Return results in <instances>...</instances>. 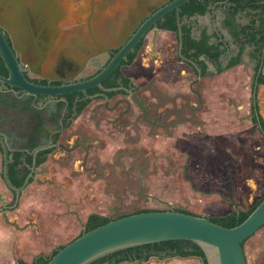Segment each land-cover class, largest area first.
Masks as SVG:
<instances>
[{
	"label": "flooded vegetation",
	"instance_id": "flooded-vegetation-1",
	"mask_svg": "<svg viewBox=\"0 0 264 264\" xmlns=\"http://www.w3.org/2000/svg\"><path fill=\"white\" fill-rule=\"evenodd\" d=\"M27 1L26 14L32 20L33 34L22 50L32 60L38 48L44 52L52 48L46 65L49 69L40 71V75L29 72L31 83L51 88L89 82L106 69L123 49L128 47L129 52L101 82V88L96 86L87 89L86 93L24 99V92L15 91L17 98L13 97V91L0 92V131L7 132L11 138L8 176L14 188L5 181V157L0 144V215L2 222L7 224L5 231L8 235V240L0 244L3 256L11 261L18 259V255L10 253L14 235L32 226L30 222H15L11 215L19 211L28 188L58 152L63 162L71 164V170L77 172L76 175L91 174L97 179L103 174L101 166L127 162L126 150H130L129 147L143 148L148 153H153L152 148L162 151L160 139L166 133L170 135L166 139H172V135L180 138L174 142L178 151L181 141L186 144L196 138L201 148L214 143L219 150L212 159L220 163V159L229 158L233 169L232 177L226 184L231 187L230 196L219 190L208 193L232 210L207 218L219 222L231 217L239 218L240 214L251 212L261 203L264 196L246 211L236 203L237 179L243 172L238 169L237 151L227 139L234 136L239 144L246 145L249 140L244 135L251 134L250 140L254 141L258 135L264 140L260 96L264 89V84L260 83L264 80V49L259 72L256 68L260 58L255 55L258 45L264 46V0H188L178 10H172L154 22H151L154 16L177 0ZM0 18H4L1 10ZM232 20L234 26H229L228 22ZM53 21L60 24L54 28ZM144 28H147L146 31H143ZM11 31L13 35L17 34L14 28ZM188 36L198 44L208 37L209 54H199L201 47L189 45ZM6 37L13 46L9 32ZM17 46L20 47V44L17 43ZM229 71L239 72L238 88L235 96H229L223 102L226 88H215L212 83L220 81ZM1 76H8L7 71ZM210 91L212 95L207 96ZM51 102H56L55 108H52ZM242 129L243 138L238 135ZM101 130L113 137L107 135L109 141L105 140ZM142 131L153 135L154 142L143 143L139 139ZM119 134H125L129 139L119 149L105 152L111 146L110 141L116 142L115 135ZM253 146L255 151L259 149L258 144ZM187 148L188 145L185 150ZM201 148L196 147L199 155L204 151L199 150ZM233 150L235 154L231 153ZM239 154L247 155L243 149ZM190 155V152L180 155L184 157L180 168L176 163L168 169L183 180L189 179ZM258 158L264 160V155L253 153L251 166L264 173V164H258ZM179 159L178 155L174 157L176 161ZM35 160L33 178L26 183ZM199 169L195 168V171L199 173ZM136 174L140 193L147 195L152 192L153 189H146L147 177L140 167ZM249 180L251 178L245 181ZM45 184L56 186L48 179ZM221 184L224 185V182ZM86 199L90 200L92 208H102L96 206L97 199ZM79 202L76 201L74 207L81 205L88 212L83 219V231L90 223L95 227L112 221L91 211L84 200ZM119 208L121 206H117ZM149 211L154 210L144 209L137 213ZM170 211L195 214L185 209L173 208ZM65 218L62 216L59 219ZM37 256L32 257V261ZM175 258H195L203 264L199 257H152L150 260L169 261ZM150 260L123 264H148ZM20 261L24 260L18 259L15 264ZM0 264L5 263L0 261Z\"/></svg>",
	"mask_w": 264,
	"mask_h": 264
},
{
	"label": "rangeland",
	"instance_id": "rangeland-1",
	"mask_svg": "<svg viewBox=\"0 0 264 264\" xmlns=\"http://www.w3.org/2000/svg\"><path fill=\"white\" fill-rule=\"evenodd\" d=\"M263 92L264 89L260 96L264 115ZM212 93L210 91L207 96L212 95ZM223 95H225L222 96L224 98L223 102H225L229 96H226V93ZM213 96H218V94ZM101 132H104L105 140L108 139L109 141L106 136L111 134H108L105 130H101ZM124 135H115L117 141H110L111 146L105 152L110 153L114 149H119L121 144L129 139ZM167 135L169 134L163 133L164 138L160 139L163 145L162 151L152 148L153 153H148L143 148H134V150L133 147H129L131 149L126 150L128 151L125 158L127 162L101 166L103 174L97 179L93 178L91 174L76 175L77 172L71 170V164L63 162L58 152L57 157L49 161L40 170L37 181L28 188L27 194L21 201L19 211L11 215L15 222L19 221V224L30 222L32 227L14 235L10 253L18 255V259L30 263L32 257L40 254L48 256L59 247L65 246L77 238L83 231V219L88 212L81 205L75 208L76 201L82 202L84 200L91 211L94 210V212L112 219L144 209H185L204 217H217L232 210L229 205L224 206L216 196H209L208 194L219 190L220 193L230 196L231 187L226 185L233 172L229 164L230 159L222 158L220 163L213 160L212 156L219 150L218 147L209 142L210 144L207 147L203 146L204 148H201L202 145L200 142H196V138L192 139L193 142L190 141L186 144L181 141L177 151L174 142H177L180 138L172 135V139H166ZM250 135H244V138L248 136L246 140H249L246 145L239 144L240 142L233 136L227 139L228 143L232 144L237 151L238 169L243 172L241 178L237 179L238 187L235 196L236 203L243 211L249 210L264 196L263 170H256L254 166H251L253 153L259 152L260 155H264V140L259 135L254 141L250 140ZM154 138L146 131H142L139 137L146 145L149 144L147 141L152 140L154 142ZM255 144H258L259 149L257 151L253 146ZM187 145L188 148L185 150ZM196 147H200L199 150H204L202 155L198 154ZM242 149L249 156L240 155ZM181 150H185V152ZM188 152L191 154L190 171L187 176L189 179L183 180L180 175H175L168 168L174 167L176 163L179 168L183 166L184 157L182 158L180 155L184 156V153L188 154ZM231 153L235 154V151L233 150ZM176 155L180 158L178 161L174 160ZM257 163L264 164V160L258 158ZM139 167L147 177L145 181L146 189H153L147 195L141 194L139 191V182L136 180ZM195 168H200L199 173L195 171ZM246 178H251V180L245 181ZM47 179L56 186L45 184ZM221 182H224L225 186ZM86 198L97 199L96 206L102 208H92L90 200ZM117 206H121V208L117 209ZM64 210H67V212L63 213ZM62 216L67 218L60 221L59 218ZM2 221L0 215V233L5 237V239L0 240V244L4 240H8L5 231L7 224ZM244 250L247 264H264V228L246 242ZM2 252L4 250L0 245L1 262L5 264H15L17 262V258L13 261L8 260ZM148 264L202 263L199 259L181 260L175 258L169 261L152 259Z\"/></svg>",
	"mask_w": 264,
	"mask_h": 264
},
{
	"label": "water",
	"instance_id": "water-1",
	"mask_svg": "<svg viewBox=\"0 0 264 264\" xmlns=\"http://www.w3.org/2000/svg\"><path fill=\"white\" fill-rule=\"evenodd\" d=\"M187 1L177 0L154 16L151 22L172 10H178ZM26 3H28L27 0H0V10L4 17L3 20L0 18V58L8 73L6 77L0 75V92L13 91L15 98H17L15 91L24 92L26 93L24 99L52 98L73 92L86 93L87 89L96 86L101 88V82L129 52L128 47L123 49L106 69L89 82L51 88L37 86L30 82L31 75L28 76V74L30 72L40 75V71L47 69L46 65L51 58L52 48L47 52L38 48L39 50L32 55V60L29 59V54L22 50L23 45L28 43V37L33 34L32 20L26 14ZM59 24V21L52 22L54 28ZM12 28L17 31V34L13 35ZM146 29L144 28L143 31ZM7 32L11 35L13 46L8 42ZM50 104L52 108H55L56 102ZM10 141V135L0 131V144L5 157V181L14 189L8 176ZM33 167L26 183L33 178L36 160ZM263 227L264 198L243 223L233 228L223 227L207 217L195 214L170 210L135 212L113 218L112 221L83 233L59 250L48 264H90L116 251L169 241L192 242L203 252L207 264H247L244 244Z\"/></svg>",
	"mask_w": 264,
	"mask_h": 264
},
{
	"label": "trees",
	"instance_id": "trees-1",
	"mask_svg": "<svg viewBox=\"0 0 264 264\" xmlns=\"http://www.w3.org/2000/svg\"><path fill=\"white\" fill-rule=\"evenodd\" d=\"M201 13H204V10H201ZM228 25L234 26V21L233 20L229 21ZM208 39H209L208 37H204L202 42L198 44L196 40H193L190 36H188L187 42L189 45H199L201 47V49L199 50L200 51L199 54H203V53L209 54L207 49ZM263 49L264 46L262 44L258 45V51L255 54L260 58L259 65L256 68L257 72L260 71L262 65ZM4 73H6V70L0 58V75H3ZM260 83L264 84V80H261ZM262 126L264 129L263 121H262ZM41 163L42 161L39 162V164ZM252 211L249 213L240 214L239 218L236 217L228 218L224 222H219L214 220L213 221L217 224L222 225L223 227L233 228L238 224L243 223L247 219V217L252 213ZM95 227H99V226H95ZM93 228L94 227L90 223L87 226V228L82 232V234L85 232H90ZM63 248L64 246L59 247L57 250L53 251L48 256L44 254H40L31 263L20 261L19 264H48L50 260L59 252V250ZM152 257H156L159 259H164L168 257H182V258L199 257L203 260V264H207L203 252L195 244L189 241H169V242H162V243L127 248L124 250L116 251L108 255H105L99 259H96L90 264H123V263H135V262H144V261L147 262Z\"/></svg>",
	"mask_w": 264,
	"mask_h": 264
},
{
	"label": "crops",
	"instance_id": "crops-1",
	"mask_svg": "<svg viewBox=\"0 0 264 264\" xmlns=\"http://www.w3.org/2000/svg\"><path fill=\"white\" fill-rule=\"evenodd\" d=\"M232 71H229L226 74H224L222 76V78L220 79V81H215V83H213V87H215V88H220V87L224 88L225 87L226 88V90H225L226 96H235V94L237 93L236 90L238 88L237 83L239 81V76H238L239 72H236V71L232 72ZM262 94L264 95V92ZM263 118H264V115H263ZM225 131H226V129H225ZM240 132L241 133H238V135H239V137L243 138V134H242L243 129ZM235 137H236V135H235ZM193 259H195V258H193ZM181 260H184V259H181Z\"/></svg>",
	"mask_w": 264,
	"mask_h": 264
},
{
	"label": "clouds",
	"instance_id": "clouds-1",
	"mask_svg": "<svg viewBox=\"0 0 264 264\" xmlns=\"http://www.w3.org/2000/svg\"><path fill=\"white\" fill-rule=\"evenodd\" d=\"M3 239H5V237L3 236L2 233H0V240H3Z\"/></svg>",
	"mask_w": 264,
	"mask_h": 264
}]
</instances>
